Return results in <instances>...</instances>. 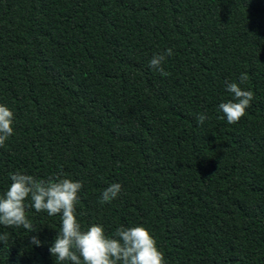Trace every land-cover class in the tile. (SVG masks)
<instances>
[{"label": "trees", "instance_id": "16d2710c", "mask_svg": "<svg viewBox=\"0 0 264 264\" xmlns=\"http://www.w3.org/2000/svg\"><path fill=\"white\" fill-rule=\"evenodd\" d=\"M242 73L254 100L229 124ZM0 104V195L10 173L62 174L84 229L143 226L167 264H264V0H0ZM27 215L32 233L0 225V264H56L60 216Z\"/></svg>", "mask_w": 264, "mask_h": 264}, {"label": "clouds", "instance_id": "9594fccd", "mask_svg": "<svg viewBox=\"0 0 264 264\" xmlns=\"http://www.w3.org/2000/svg\"><path fill=\"white\" fill-rule=\"evenodd\" d=\"M172 49L155 54L148 66L167 76L163 65ZM239 83L226 82V90L232 99L219 104L229 124L238 123L252 106L254 94L241 85L248 81V74L239 76ZM222 117V118H224ZM206 114H199L197 121L203 125L207 121ZM15 113L6 105L0 104V147H4L15 133ZM11 184L0 195V225L23 228L29 232L36 228L29 220L27 211L34 209L44 212L49 217L60 216L61 227L49 252L55 257L56 264H167L164 253L159 249L157 241L150 231L143 226L116 229L113 236L106 234L100 224H92L84 229L78 219L77 206L80 203V192L83 183L79 180L57 174L48 179H37L33 175L21 172L10 173ZM122 191L120 183L107 187L101 197V204L111 203ZM8 234L0 233V242L6 243ZM31 243L41 246L37 236L31 237Z\"/></svg>", "mask_w": 264, "mask_h": 264}]
</instances>
